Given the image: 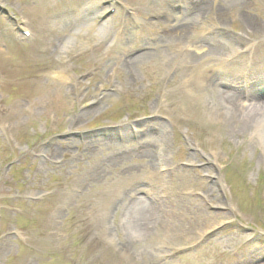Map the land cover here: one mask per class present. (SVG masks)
Instances as JSON below:
<instances>
[{"label": "rangeland", "instance_id": "obj_1", "mask_svg": "<svg viewBox=\"0 0 264 264\" xmlns=\"http://www.w3.org/2000/svg\"><path fill=\"white\" fill-rule=\"evenodd\" d=\"M195 1L210 31L191 40L243 53L214 73L244 78L188 83L180 43L155 40L174 13L193 16L186 0H0V264H264V114L234 131L218 94L264 75V37L242 21L264 28V0ZM102 8L101 40L71 36ZM149 195L171 218L136 234L131 202Z\"/></svg>", "mask_w": 264, "mask_h": 264}, {"label": "bare ground", "instance_id": "obj_2", "mask_svg": "<svg viewBox=\"0 0 264 264\" xmlns=\"http://www.w3.org/2000/svg\"><path fill=\"white\" fill-rule=\"evenodd\" d=\"M220 7L225 9L226 7H239L242 10H247L250 6V3L247 0H219ZM185 8H187V12L192 14V17L186 16L185 18L178 19L176 13L172 15V20L168 21L164 27V31L159 33V36L155 39L159 44H167L172 45V43H180L178 50L175 52L176 60L179 61L182 67L188 70H196L193 78L187 82H191L193 80L195 83H199L202 86H223L228 85L229 81L235 82V80H239L244 78L242 72L233 71L231 76H228V79L223 80V77L220 75H215V72H220L222 69L227 68V64L233 59L240 57L243 53L239 51L232 52V55H228L224 49L215 44H205L204 42L192 41L191 35H195L197 33L206 34L209 33V29L203 27L201 30L198 29V24H200V20L203 17L204 12L207 10V6L203 5L200 2H194V0H186ZM112 7V6H111ZM103 9V8H102ZM40 10L48 11L47 8L42 7ZM107 16V8L101 10L97 13V16L91 19H87L89 21L78 23L77 28L74 32H72V37L77 34V32H81L82 34H87L88 32H92L93 36L98 40L102 39L103 34L101 32V28L99 27L100 20H104L103 18ZM79 20V19H78ZM76 20V23L78 22ZM243 24L245 26V33L247 37L261 38L264 37V28L263 25L255 23V21L251 20L248 17H242ZM217 29V28H216ZM202 36V35H201ZM205 39L206 36H202ZM63 44L61 51H65L69 49L73 45V38H70ZM191 41H187V40ZM185 43H181V42ZM155 42V44L157 43ZM187 42V43H186ZM154 44V45H155ZM199 44H201L199 46ZM148 44L141 47L144 50L151 48ZM148 46V47H145ZM194 48V49H193ZM254 54V51H249ZM258 55V53H256ZM179 55H185L183 60H179ZM151 57V53L145 51L136 56H128L124 60L126 66L131 67L137 65L143 58ZM206 65V66H205ZM262 77H258L256 83L251 85L250 87H236L233 91H224L219 90L218 94L220 95L221 104L225 110H228L230 113V122L232 124V128L234 131L243 130L251 124H254L256 120H260L262 115L264 114V75ZM56 77L61 81H66V77L63 73L58 72ZM186 82V84H187ZM38 86L36 88V93L40 94L41 89ZM96 99H98V93L96 94ZM157 134L160 132V128H153ZM258 134L264 136V120L262 121L261 127L257 131ZM148 143L145 145L147 146ZM148 145L159 146V143L150 142ZM142 157L152 158L151 152H146ZM123 157L119 159L112 160L113 162H119ZM150 164V162H149ZM100 176V174H99ZM220 180V179H218ZM152 200L151 203H147L140 198H136L131 202V207H133L132 212L130 213V225L132 227V231L134 233H142L149 234L153 230L161 229L166 226L170 217V210L168 208L167 202L158 197L149 195ZM130 207V208H131ZM220 221H225V216H218ZM215 225H212L210 229H215ZM210 235V234H209ZM124 245L130 243L129 239L124 240ZM254 253L256 250L253 251ZM255 258L246 259L244 264H255ZM241 262V261H240Z\"/></svg>", "mask_w": 264, "mask_h": 264}]
</instances>
